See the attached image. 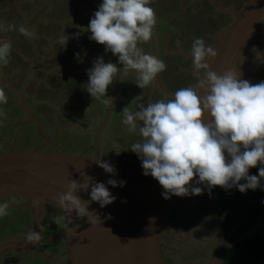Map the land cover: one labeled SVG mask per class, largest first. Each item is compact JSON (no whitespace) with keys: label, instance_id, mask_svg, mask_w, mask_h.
<instances>
[{"label":"clouds","instance_id":"9594fccd","mask_svg":"<svg viewBox=\"0 0 264 264\" xmlns=\"http://www.w3.org/2000/svg\"><path fill=\"white\" fill-rule=\"evenodd\" d=\"M156 23L150 0H101L89 19L88 38L102 45L105 53L116 57L117 63L105 62L102 56L92 62L83 85L90 97L109 103L106 91L117 78L118 64L125 75L135 76L138 88L154 83L166 65L143 52L139 45L154 36ZM10 28L11 25L6 28L0 23V32ZM17 31L25 37L32 36L24 27ZM67 41L64 35L58 43L65 47ZM10 51V42L0 39V65L8 63ZM190 54L196 84L177 89L168 99L137 103L135 111L128 107L121 109V123L129 131L138 130L140 139L128 150L113 151L117 155L122 150L136 154L142 175L158 182L165 200L172 196H199L203 191L210 195L214 187L225 191L235 187L242 194L257 188L264 191L261 184L264 180V80L251 84L233 71L219 75L211 71L207 61L217 53L201 37L192 41ZM74 56L78 63L83 62L79 53ZM6 102L7 96L0 88V105ZM96 163L106 174L116 175L115 167L108 161ZM258 164V175H250L249 170ZM90 179V184L70 180L57 202L69 217L74 212L78 219L87 218L92 224L94 218L100 220V217L94 210L89 211V202L104 208L116 198L105 183ZM125 184L124 180H107V185L113 188H122ZM79 192H88L89 200H82ZM6 210L7 205L0 204V216ZM38 238V233L27 235L30 241Z\"/></svg>","mask_w":264,"mask_h":264},{"label":"water","instance_id":"95a60500","mask_svg":"<svg viewBox=\"0 0 264 264\" xmlns=\"http://www.w3.org/2000/svg\"><path fill=\"white\" fill-rule=\"evenodd\" d=\"M211 5L219 12L231 17L230 24L217 35L211 47L217 56L208 60L209 69L218 75L227 71L236 72L239 78L256 84L263 79L255 77L236 66L240 52L248 46L253 32L260 22L264 23V0H245L236 12L221 9L213 0ZM89 17L90 8L80 7ZM151 55L156 57L153 37ZM92 40L88 38L82 61L89 53ZM86 73L87 68L81 63ZM203 71V70H202ZM157 87L168 97L172 94L158 82ZM109 104L103 122L93 138L95 153L83 156L63 151H47L49 143L44 126L26 109L18 94V101L27 123L40 130L44 143L33 150L0 152V204L18 198L28 202L32 215V233L39 238L30 240H10L0 244V255L11 250H31L42 237V207L52 205L66 221V244L70 264H168L163 256V227L165 221L181 197L172 196L165 200L163 189L151 176L140 177L115 167L116 175L110 176L97 166L100 154V135L110 117L114 93L107 90ZM204 92H201L203 95ZM112 165V164H111ZM86 174V175H85ZM105 183L115 201L104 208L96 202H89V211L99 217L92 224L87 218H77L73 212L69 217L58 205L57 198L67 190L70 180L78 184ZM124 180V187L107 185L108 179ZM195 178V176H194ZM82 200H89L88 192H79ZM124 201V202H122ZM95 212L92 213L95 216ZM242 239H239L240 241ZM237 241V242H238ZM176 264H197L181 261Z\"/></svg>","mask_w":264,"mask_h":264},{"label":"rangeland","instance_id":"374dc122","mask_svg":"<svg viewBox=\"0 0 264 264\" xmlns=\"http://www.w3.org/2000/svg\"><path fill=\"white\" fill-rule=\"evenodd\" d=\"M152 1H154L155 3L157 2L156 0H152ZM183 1H184L183 3H182V0L177 1L178 2L177 5L179 4L178 6L180 7L177 13V15L179 16L178 18L179 20L177 21L174 20V22L170 21V24L169 23L168 24L172 25L170 28L171 30H169L165 34L164 40L159 39L157 41V44H158L157 58L162 60L166 65L165 70L162 72L163 74L162 75V87H163V83H165L166 85H168L169 83L171 84V86H173L171 87L169 85L170 88H173L174 91L176 90V88H178V85H179L178 82L184 79L183 78L184 74L182 73H184L185 71L188 72L191 68L190 64H192V60H190V58H187L186 56L185 57L182 56V54L190 55L188 53L190 52L191 43L197 37L203 38L206 46H211L214 38L220 33L218 31H220V28H221V26L217 28L215 26L212 27L213 25L210 26L211 24L208 22H210L209 19L210 17H212L211 13L206 9H202L200 4H198V0H183ZM172 2L175 3L174 0L173 1L172 0L163 1L162 7H166L168 9L169 7H171L169 4ZM61 13L63 14L64 12H61ZM64 16L65 14H63V17ZM70 16H71V13H70ZM71 17L74 19V15ZM74 25L70 26L69 29L67 30L66 29L64 30L62 28L60 29L53 28L51 37L50 36L46 37V40L51 41V44H50L51 52L49 53H51L50 56L53 59L55 58L57 59L59 56V53H62V52L70 51L75 54L79 53L81 55V51L84 49L86 50L87 43L85 42L87 41V38L85 36L81 38L80 36L81 32L79 31V28L75 27ZM179 25H181V29L178 28ZM46 28H48V26H46ZM64 35L68 37V41H67L66 46L60 49L62 45L58 43V40ZM43 40H45L44 33H43V37L41 40L42 43H40L39 46L41 45L43 46ZM84 44H85V48H84ZM139 46L142 48L143 52L147 53V51H149L148 54H150L149 42H142ZM109 54H108V58L110 62H113L114 60L112 59L113 60L112 61L110 59L111 56ZM97 57H98V49L93 48L92 54L90 55V59L88 61L89 68L92 66V62ZM263 60L264 59L260 60L259 62L261 63ZM129 74H130L129 76L130 78L128 79L129 80L128 82L130 81L134 82L135 76L131 73ZM171 77L175 79V82L172 80H169V78ZM192 77H193L192 80H194L196 83L197 77L194 75ZM192 80H191V85L194 84V81ZM125 86L126 87L124 88L128 91V87L126 84ZM134 86L135 88L132 91H129L131 92L132 99L128 100L127 98H125V100L121 101L122 104L126 103L125 107H128L130 111L136 110L137 103L147 104L148 102H150L152 100L151 92H154V88L152 89V87L151 89L146 87L144 89L139 90V88L136 85ZM74 88H76L77 90L73 88H68L67 85L66 87L60 86L59 92L70 95L72 93L71 90L73 89L74 91H78L84 94L83 95L84 102H86L87 104L91 106L94 105L95 101L92 99H88L87 101H85L86 95L89 96V94H86V91L83 85H81L80 87L74 86ZM164 89L166 90L165 87ZM174 91L172 93H174ZM47 96H48V93H47ZM138 96L140 97V99L136 100L135 98ZM57 98L58 100H61L60 97H57ZM69 100L70 99H68L67 101L69 102ZM77 101L78 100H76V102L74 101L73 103L72 100H70L71 107L68 108V113H69L68 115L65 112L66 117H69V119L71 120L72 119L71 115L75 113L77 114V117H79L81 120H87L88 116L90 115L91 112H93V110L88 109V107H86L85 109L86 111L84 110L79 111L78 109L75 110V108H79L77 104L83 105L82 102L77 103ZM118 105L112 108L111 119L117 114L118 112L117 108H119ZM114 110H116L115 114L113 113ZM100 112H99L100 116H98L97 118L99 120L101 119L103 115V109H100ZM58 119H60L61 121L65 120L62 117V115L58 116ZM80 119L73 120L72 123L69 124V126L72 127L71 131L73 132L76 131L75 126H78L79 128H84V127L86 128L88 127V125H90V123L94 121H95V125L97 123L96 115H94V117L90 118L89 121H87L86 123H83L84 127H80V124L82 122ZM121 119H122V115L119 116L120 121L116 122L117 131H115L114 137L108 139L109 133H107L108 131H105V137H104L105 139L102 142L103 146H105L104 143H106L107 141V145L108 147H110V150L114 153L115 157L114 155L111 156V155L104 154L101 149L102 148V145H101L100 153H103V154H99L98 159L112 162L118 165L122 171L143 176L142 175L143 170L140 166V161L137 158L136 154L132 153L131 151L122 150L120 154L117 155L113 151V150H120V149L128 150L129 146L132 143L140 139L138 130L134 132L129 131L127 129V126L121 123ZM48 120H50V118H48ZM114 121H116L115 118H114ZM3 123L4 125H6V127L5 128L3 127L2 129V123H1L0 140H2L3 142L2 144H0V151L10 152L9 146L14 147L16 149H24V148L32 149L40 145V141L38 140L33 141L31 139L32 137L31 130H30L31 128L29 126H28V129H25L24 126L21 124H19L18 127H16L15 125L12 126L10 124V121H6V122L4 121ZM25 125L27 124L25 123ZM79 128L77 129V131L81 135L73 134L71 136H67L66 131H65L62 135L59 136L57 140L58 143H55V144L57 148H61V150L64 152L72 151L74 152V154H77V155L93 156L95 153V148L93 145V138L96 134V131L93 133L92 132L93 128L90 127L89 129L91 130V132L87 133V135L85 136L86 137L85 139L82 136V133H84L86 130L83 129L84 131H82V129H79ZM32 130L34 131V133L38 132L36 131V128L35 129L32 128ZM52 135H53V138L57 137L55 132H53ZM53 142L54 141L50 139L49 143L47 144V147L51 146ZM205 192L207 193V191ZM213 193H216V192L214 191ZM210 196L213 197L212 201L214 202L215 195L210 194ZM198 197L199 196L197 197L192 196V198H189L188 196L185 198H188V202L190 204L196 205L194 206L195 208H198V207L201 208V206H203L204 208L209 207V209H211V212L209 213V215L206 214V216L204 217L207 220L214 221L215 225L211 224L212 226L209 228L212 229L214 226L215 231H216L217 222L219 221V219L224 224L225 221H228V219L231 220L232 217H234V218H237V221L235 222L237 224V223H240L243 217L245 216L248 217L245 213V212H249V210L246 211L247 209L258 210L259 214L256 211H252V214L254 216L256 214L257 216H259L258 217L259 221H257L254 225L258 228V230L252 233L251 240L253 244H255L256 246L260 245V247H264V238L260 236L261 232L264 233V203H261L262 201L261 202L258 201L261 197H264V191H262L260 188H257V190L255 191L251 190L250 193L246 191L244 193L245 200L246 202L248 201V204L252 207H247V208L245 207L243 208V210L239 209L236 216L234 215V213H232L234 211L232 212L229 211L231 208L233 209L232 202L226 201L223 203H219L216 206L215 203L209 204L206 201L197 200L196 198ZM22 200L23 199H16V200H13L5 204L7 205L6 214L3 216H0V236H1L0 244L6 240H23V239L28 240L27 235L29 233H32L31 209L29 205L26 204L25 200L23 201ZM256 201L258 204H256ZM246 202L242 200L243 204H245ZM237 205L238 204H236V206ZM214 207L217 210L219 209L222 210L219 219L217 215L215 214L216 212L214 211ZM191 208H192L191 210L192 214L193 215L194 213L196 214L195 212L196 209H194L193 207ZM204 208H202L199 211L201 213V216L204 214V210H203ZM226 210L228 211L226 212ZM182 215L183 213L181 214V216ZM179 219H182V218H179ZM28 223H29L30 228L28 227ZM183 223L185 224V222ZM235 223L233 225H235ZM227 224L228 223L224 224L225 228L227 227ZM232 226L230 225L228 229L224 231L225 235H227V231ZM65 231H66V221L64 217L52 205L44 204L42 207V237L43 238L40 241L37 248L34 251L30 252L33 255L31 259L28 260L27 264H51L52 262L53 264L54 262H56V264H70L68 254L66 252L67 244H66ZM208 231L210 232L209 234H212L215 236L220 235L219 227L217 230L218 232L216 233H213L211 230H208ZM244 235H246V233ZM250 235L251 234H249L248 236ZM240 239H242V237ZM216 240H220V238H217ZM20 252H21L20 250H12V251H7V252L5 251V253L3 252L4 254L0 256V264H24L22 263V260H27L29 256L28 254H25L24 252H21V253ZM167 260L169 263H172V264L178 263L176 262L175 258H171Z\"/></svg>","mask_w":264,"mask_h":264},{"label":"flooded vegetation","instance_id":"af4514ba","mask_svg":"<svg viewBox=\"0 0 264 264\" xmlns=\"http://www.w3.org/2000/svg\"><path fill=\"white\" fill-rule=\"evenodd\" d=\"M156 1L157 2L155 3L154 1L150 0V7L154 11L155 16L157 18V23L154 27V33L155 34L153 36V43L155 46V53H156L155 55L157 57V50H158L157 41L159 39L164 40L165 34L169 30H171L170 28L172 25H169L170 21L174 22V20H176V21L179 20L178 19L179 16L177 15V13H178V10L180 7L178 6L179 4L177 5L178 0H174L175 3H173V2L170 3L169 5L171 7H169L168 9L166 7H162V2L163 1H169V0H156ZM213 1L221 9L231 10L233 12H236L243 6L245 0H213ZM183 2L184 1L182 0V3ZM173 4H175V5H173ZM198 4H200L202 9H206L211 13L212 17H210V19H209L210 22H208L211 24V25L209 24L210 26L213 25L212 27L215 26L216 28L221 26L220 31H218V29H217L218 32L221 33L230 24L231 17L217 11L211 5V0H198ZM176 6H178V7H176ZM77 8H79V10L84 13V16H83L84 19H82V20H84L83 22H85L87 24L88 21H87L86 13L80 7H77ZM87 8H89V7H87ZM78 17H79V13H76V16L74 17V22L80 24L81 19H79ZM88 20H89V17H88ZM161 22H165L167 24V27H165V29H162L159 32H157L156 28H157L158 24ZM178 28L181 29V25H179ZM87 42H88V39L85 43H87ZM148 42L150 45L149 48H150V55H151V40H149ZM99 46H100V49L98 47H95L98 49V56H102L105 62L109 61V59L107 58L108 57L107 53H105L103 46L102 45H99ZM86 47H87V44H86ZM84 48H85V44H84ZM253 49H255L256 51H254ZM84 52L85 51H83V50L81 51V55H80L81 57L83 56ZM257 52H260V54H258L257 59H256ZM147 53H149V51H147ZM188 54H190V52ZM109 55L111 56L110 59L114 60V61L112 60L113 62H111V63L116 64L117 63L116 57L111 55V53ZM263 55H264V23L260 22L258 24L256 30L253 32L248 46L243 48V50L240 52L239 57L237 58V61H236V66L238 68H240L241 70L264 80V63L259 62L260 60L264 59ZM182 56H184V57L186 56L187 58H190V60H192L191 54L190 55L182 54ZM64 64L65 63H63L62 58H57V59L55 58L54 61L51 63V66H50V64L47 65V67L42 72H40L39 74L27 76V78L25 76L23 78V80L26 78L24 85H22V83H21L20 86H14L13 89L11 88V86L8 87L10 90L7 88L8 90L5 93V95L7 96V102L0 105V113H2V115H0V125L2 123V129H3V127L4 128L6 127V125H4V123H3L4 121L5 122L10 121V124L12 126L15 125L16 127H18L19 124H21L24 126L25 129H28V126H29L31 128L30 129L31 130V136H32L31 139L33 141L34 140L40 141V145L35 147V148H32V149L31 148L16 149L14 147L9 146L10 151L33 150V149L40 147L44 143L43 135L41 134L38 127H36L32 123H27L26 117H25L23 111L21 110V108L19 106V101H18V97H17L18 94L20 95L21 101L24 104V106L26 107L27 111L44 126L45 131L48 135L49 141H50V139L54 141L51 146H49V147L46 146L45 150H47V151H62L61 148H57L55 143H58L57 140H58L59 136L62 135L65 131H66L67 136H71L73 134L81 135L77 130L75 132L71 131L72 127L69 126V124H71L75 118L80 119L79 117H77V114L73 113L71 115L72 116L71 120L69 119V117H66V115H65V112L67 115L69 114L68 108L71 107L70 100H72L73 103H74V101L76 102V100H78L77 103L82 102L83 105L77 104V106L79 108H75V110L78 109L79 111L80 110L86 111L85 110L86 107H88V109L93 110V112H91L90 115L88 116L87 120H89L90 118H93L94 115H96V119H97L98 116H100L99 111L102 108H104L102 117H105L106 110L108 108L109 103L105 104L103 99L96 100L93 97L91 98L90 96L86 95L85 101H87L88 99H92L95 101L94 105L91 106V105L87 104L86 102H84V99H83L84 94L83 93H80L78 91L73 90V89L77 90L76 88H74V86L80 87L81 85H84V82L85 83L87 82V75H86L85 71L83 70L81 63L77 62L78 66H76V68H71V69H68L67 67H65ZM83 65L86 67V65L84 63H83ZM190 66H191V68L188 72L185 71L184 73H182V74H184L185 77L183 76L184 79L182 78L183 80L178 82L179 85H178V88H176V90L179 88L187 87V86L191 85V80L193 79V77H192L193 76V68H192V64H190ZM117 69H118L117 78L114 80L113 84L108 89H110V91H112L114 93V102H113L112 108H114L115 106H117L119 104L118 107H120V109H123L125 107L126 103L122 104L121 101L125 100V98H127V99L131 98V92H129V91H132L135 88V86H134L135 81L134 82L130 81L131 83L128 82L129 81L128 79L130 78L129 77L130 74H128V75L123 74V70H122L121 65L118 64ZM162 75H163L162 73L158 74V82L161 86H162ZM169 80H172L175 82V79L173 77L169 78ZM155 81L152 85H149L147 87L149 89H151V87H152V89L154 88V92H151L152 100L150 102H154V101L160 100V99L170 98V97H168L162 93V91L157 87ZM192 81H194V80H192ZM125 84L128 87V91L124 88V87H126ZM195 84L196 83L194 81L193 85H195ZM66 85L68 88H73L71 90L73 94L71 93L70 95H67L66 93L59 92L60 86L66 87ZM169 85L171 86V84H169V83H168V85L163 83V88L165 87L166 90H168V92L173 95L172 92L174 90H173V88H170ZM171 87H173V86H171ZM139 90H141V89L139 88ZM47 93H48V96H47ZM68 96H70V97H68ZM57 97H60L61 100H58ZM107 97H109V96L107 95ZM68 99H70L69 102L67 101ZM100 104H103L104 106L101 107ZM117 109H119V108H117ZM116 110H114V112H113L114 114H115ZM60 115H62V117L65 119V120H62L63 122L60 119H58V116H60ZM48 118H50V120H48ZM81 121H86V120H81ZM25 123L27 125H25ZM32 128H34V129L36 128V131H38V132L34 133ZM83 129L86 130L84 132V134H82V136L85 137L87 135V131H89V130H87L88 128H82V131H84ZM53 132H55L57 137L53 138V135H52ZM107 133H109V132H107ZM101 135H100V137H101ZM104 137H105V133H104ZM104 137H102L101 143L104 141V139H105ZM112 137H114L113 133L112 134L109 133L108 139L112 138ZM15 139H17V138H15ZM2 142L3 141L0 140V144H2ZM99 145H100V143H99ZM102 145H103V143H102ZM103 147L101 149H102L103 153L106 154L107 150L105 151V149ZM0 152L4 153V151H0ZM5 152H7V151H5ZM68 153H74V152L71 151ZM103 153H100V154H103ZM114 157H115V155H114ZM109 163L114 165V166H117L119 168L118 165H116L112 162H109ZM258 167H259V164L257 165L256 169H258ZM136 176H140V175H136ZM140 177H143V176H140ZM194 179H196V177ZM214 191L216 193H213ZM207 193L205 191H203L202 194L199 195V197L196 199L206 201L209 204L215 203L217 206L219 203H223V202L228 201V200L233 198V189L225 191V190L221 189L220 187L212 188L211 194L215 195L214 196L215 197L214 202L212 201L213 197L210 196L209 193L208 194ZM189 198H192V196H189ZM18 199H23V198H18ZM23 200H25V199H23ZM25 202H26V204H28V202L26 200H25ZM194 206H196V205L190 204L188 202V198L181 197L180 201L175 205L173 210L168 215V217L165 221L164 227H163V238L165 240V243L163 244L164 260L168 264H172V263H169L167 260V259H171V258H175L176 262L191 261V262H194L197 264H223L222 263L223 252L228 251L229 248L231 246H233V244H234L231 241V237L234 235V233L236 231L242 230V228L247 224V222H246L247 220L242 218L240 223H237V224L235 223V225H233L227 231V235H225L224 234V231H225L224 230V224L219 219L222 210H220V209L217 210L214 207V211L216 212L215 214L217 215V217L219 219V221L217 222V228L215 231L214 226L212 229L209 228L212 225H215L214 221L207 220L204 217V216H206V214L209 215V213L211 212V209H209V207L204 208L203 206H201V208H199V207L195 208ZM191 207L196 209L195 210L196 214L195 213H194V215L192 214V212H191L192 208ZM202 208H204L203 209L204 214L201 216V213L199 211ZM182 213H183V215L181 216ZM179 218H182V219H179ZM183 222H185V224ZM31 226H32V223H31ZM28 227H29V223H28ZM218 227H219L220 235L217 234L218 236H215V235L209 234L210 232L208 230H211L213 233L218 232L217 231ZM232 229L234 230V232ZM253 230H254V226L251 227L247 231L246 235H244L242 237V239L247 237L249 234H252ZM180 232H182L183 234L180 235L179 234ZM42 238L43 237H41L40 241L42 240ZM217 238H220V240H216ZM7 241H10V240H6L3 243H5ZM3 243H1V244H3ZM37 246L31 250H22V251L20 250L21 252H24L25 254H28V256H29V258L27 260H22V263L27 264L28 260L31 259L32 255H33L30 252L34 251L37 248ZM66 252H67V250H66ZM17 253H19V252H17ZM3 254H1V255H3ZM51 264H53V262ZM54 264H56V262H54Z\"/></svg>","mask_w":264,"mask_h":264},{"label":"crops","instance_id":"0c3cea01","mask_svg":"<svg viewBox=\"0 0 264 264\" xmlns=\"http://www.w3.org/2000/svg\"><path fill=\"white\" fill-rule=\"evenodd\" d=\"M100 3L101 0L0 1V23L5 24L6 28L8 25H11L10 29H7L4 32H0V39L7 40L11 44L8 63L0 65V88H3L4 92L6 93V91L9 89L8 87L11 86V88L13 89L14 86H20L21 83L22 85H24L27 76L37 75L42 72L47 67V65L50 64L51 66V63L54 61V59L50 56L51 53H49L51 52V41L46 40V37H51L53 28H62L64 30H67L70 26L75 24L74 26L79 28V31L81 32V38L85 36L88 39L90 35L89 33H87L88 23L86 24L85 22H83L84 20L82 19H84V13L81 12L77 7H89L91 10V14L93 15ZM61 12H64V17ZM70 13L71 16L74 15V17L76 16V13H79L78 18L81 19L80 24L74 22V19L70 16ZM87 21L89 22L88 16ZM46 26H48V28H46ZM19 27H24L29 30L32 33V36L25 37L21 35L17 31ZM43 33L45 35V40H43V46H39V44L42 43L41 40L43 37ZM93 42L94 41H92V44ZM92 44L89 53L85 55L83 60V63L88 69V61L93 51ZM74 54L75 53L70 51L62 52L59 54L58 58H62L63 63H65V67H67L68 69L76 68L78 64ZM108 54L109 53H107V56ZM106 62H110V60ZM25 76L26 78L23 80ZM107 90L110 91V89ZM120 110L121 109L119 107L117 114L112 119L110 114L107 124L105 125L101 133L102 135L100 137V146L102 145L101 139L102 137H104L105 131H108L110 134L113 133V135L115 131H117L116 122L120 121L119 116L122 115ZM114 118L116 121H114ZM103 119L104 117H101L100 120L98 119L96 121L98 123V127L92 131L93 133L98 130L99 126L103 122ZM75 128L77 130L79 127L75 126ZM87 130H89L87 131V133L91 132L89 128ZM84 138L86 139V137ZM104 144L105 146L103 147L102 145V147L105 149V151L107 150L106 154L111 156L114 155V153L110 150V147H108L107 141ZM256 231L257 227L254 226V230L252 231V233ZM179 234L182 235L183 233L180 232ZM260 236L264 238V233L261 232Z\"/></svg>","mask_w":264,"mask_h":264},{"label":"trees","instance_id":"16d2710c","mask_svg":"<svg viewBox=\"0 0 264 264\" xmlns=\"http://www.w3.org/2000/svg\"><path fill=\"white\" fill-rule=\"evenodd\" d=\"M2 1V0H0ZM165 27H167V24L165 22H161L158 24L157 26V32H159L162 29H165ZM98 47L100 49V46L98 44H96L95 42H93L92 44V48ZM62 48V46L60 47V49ZM94 99H96V97H93ZM98 100V99H96ZM101 100V99H99ZM129 100V99H128ZM104 106L103 104H101V107ZM104 109V108H102ZM100 112V111H99ZM102 113V112H100ZM74 120H78V118H75ZM89 120L86 121H82L80 124V127H84L83 123H86ZM92 127L93 130H95L98 127V123H96L95 125V121L90 123V125H88V127L86 128H90ZM85 128V127H84ZM249 174L250 175H258V169L256 168H252L249 170ZM261 184H264V181H261ZM233 189V198L228 200L230 202L233 203V209L231 208L229 211H234L232 213H234V215L236 216L239 209L243 210V208H247V207H252L248 204V201L246 202L245 197H244V193H240L235 187L232 188ZM257 190V189H256ZM248 192L250 193L251 190H248ZM242 200L244 202H246L245 204L242 203ZM258 201H264V197H261ZM226 202V201H225ZM236 204H238L236 206ZM255 204V203H254ZM256 204L257 201H256ZM249 212H245L246 215L248 217H243L245 219H247V224L242 228L241 231H236L234 233V235L231 237V241L234 243L233 246H231L229 248L228 251H224L223 252V264H264V247H260V245L256 246L255 244H253L252 240H251V236H247L245 238H243L242 240L238 241L241 237L244 236L245 233H247V231L253 227L255 225V223L257 221H259L257 214L254 216L252 214V211H256L259 214L258 210H253V209H247L246 211ZM228 210H226L227 212ZM237 221V218L232 217L231 220L228 219V221H225L224 224H227V227H224V230L226 231L228 229V227L231 225H233L235 222ZM258 230V228H257ZM238 241V242H237Z\"/></svg>","mask_w":264,"mask_h":264}]
</instances>
